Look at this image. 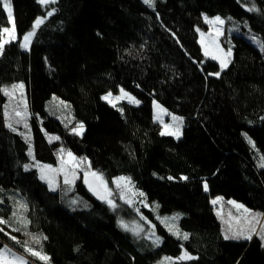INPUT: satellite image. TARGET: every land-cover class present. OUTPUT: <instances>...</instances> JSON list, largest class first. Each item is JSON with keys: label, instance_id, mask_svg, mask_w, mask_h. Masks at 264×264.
Returning a JSON list of instances; mask_svg holds the SVG:
<instances>
[{"label": "trees", "instance_id": "obj_1", "mask_svg": "<svg viewBox=\"0 0 264 264\" xmlns=\"http://www.w3.org/2000/svg\"><path fill=\"white\" fill-rule=\"evenodd\" d=\"M10 5L17 39L0 55V218L9 221L0 223V248L24 254L28 264H264V0ZM253 6L257 10L248 11ZM205 16L233 19V57L222 71L199 42L197 29L208 27ZM37 17L43 23L23 49L22 37ZM7 20L0 0V28L10 25ZM216 72L219 77L209 75ZM20 84L31 126L27 142L7 126L5 111V91ZM121 88L140 103L113 107L102 99ZM55 98L69 103L73 126L83 123V135L49 113ZM154 101L183 118L180 138L161 135ZM21 121L11 113L12 127L22 130ZM30 146L43 163H55L60 149L86 157L89 170L103 174L110 187L116 178L130 177L152 206L140 213L155 237L124 230L119 221L136 218L132 208L119 199L115 209L98 202L82 178L77 189L88 206L69 210L35 168L24 169ZM217 197L225 201L220 213L212 203ZM228 200L255 213L259 229L251 239L224 238L226 218L235 210ZM14 211L29 222L13 218ZM177 214L180 236L163 221ZM29 248L49 259L32 256ZM184 251L195 259H178Z\"/></svg>", "mask_w": 264, "mask_h": 264}, {"label": "rangeland", "instance_id": "obj_2", "mask_svg": "<svg viewBox=\"0 0 264 264\" xmlns=\"http://www.w3.org/2000/svg\"><path fill=\"white\" fill-rule=\"evenodd\" d=\"M3 2H4V0H3ZM10 7H11V5H10ZM11 10L13 13L12 7H11ZM6 11H7V9H6ZM215 17H217V16H214V17L205 16V22L207 23L208 27H207V29H199V31H198L199 32V42L201 44L203 53H204V47L208 46L209 51L213 55H216L218 57L217 59H215V61H217L220 64V60L224 59L229 65V63L233 57V48H232L233 47V38H232V34H231L232 29L230 28V26L232 24H234V23H232L233 19L230 18L231 19L230 20V19L222 18L219 16L224 21V23L223 24H217L215 22ZM13 23H14V15L12 16V23H10V25L8 27L11 28L13 26ZM227 30H228V34H227ZM218 31L222 34L217 35ZM15 33H16V30H15ZM201 33H203L204 35L202 36ZM4 38L8 39L7 34H4ZM32 39H33V37L31 38V41H32ZM213 40H215L216 43H218L220 45V48L222 49V51H216L215 50V47L212 44ZM255 42L257 43V41H255ZM228 49H231V56L230 57H228L226 55ZM206 57L212 59L211 55L206 56ZM125 92L130 93L126 90H125ZM111 93H112V97L109 98L110 100H112V103H110L111 105L115 104V106H117L120 102L130 103L127 98L120 99V100L115 99L116 96L121 95L120 91L118 93H113V92H111ZM5 94L8 97V103L6 105V110H5L7 113L6 116H7L8 124H11L10 123L11 113L15 112V111L20 112L21 116H19V117H20V119H22L21 123H24V125L22 124L20 126L22 130H17L14 127H11V128L15 129L16 131H21L20 134L23 136V138L27 142L29 140V137L31 134V126H30V123L27 121L29 113H28V106H27L28 103L26 104V94H25L24 87L22 89L16 88L15 90H13L12 88L7 89L5 91ZM130 94L132 96H134L132 93H130ZM105 95H107V93ZM106 101L109 103L108 100H106ZM155 102L160 107H155L154 103H153V114H154V117L159 115L160 120H156L155 118L154 119L162 125V131H166L164 128L165 124L169 125V129H167V131H176L177 122L173 121L172 117L173 116L180 117V116L177 114H174V113H170L158 101H155ZM131 104H135V103H131ZM47 108H48L49 113L52 116L59 119L64 126L70 125L71 130L73 127H75V126H73V124L75 123V119H74L73 113L70 111L69 103H67L66 101H64L60 98H55V99H53L52 103L51 102L49 103ZM163 110H166V112ZM160 121H163V123H161ZM25 124H27V127H25ZM84 131H85V126H84ZM179 131H180V134H179V138H180L182 136V124L179 126ZM173 137L177 138L176 136H173ZM30 148H31V155L29 154V160H30L28 163V165L30 166L29 168H35L38 171L39 176H40L42 167H44L46 165L51 166V168L44 167V175L46 176L47 179H54L55 180L56 185H57V190L53 191V192H57L59 194L63 205L65 207H67L69 210L86 209L87 207L85 205H87L88 202H86L85 196L82 193H80V191L77 189V184L81 178L83 179L85 171H89L86 164L85 163L82 164L81 167L77 170L78 178L75 180L74 185L67 186L63 183V180H64L63 173L57 172L54 170L59 169L61 167V164H60L61 159H63L65 161V169L66 170L71 167V165L67 164V161L69 159L67 156V153L69 151L59 152V154L56 157L55 163H43V162H38L35 160L33 146H30ZM75 157H77V156H75ZM43 181L47 184V186L49 188L47 180H43ZM120 183L123 185L126 182L121 181ZM107 186L112 191L111 199H113L115 201L116 205H118L116 200L119 199V200H121V202L123 204H126L130 208H132L131 210H133L134 213L136 214V218H134V219H131V220L122 219L128 225L129 229H134L137 227V225H142L143 231H140L139 235H146V236L154 238L155 235H152V232L154 231V233H155V230L153 229L152 224H150L147 221V219L144 217V215H142L140 213L141 207L152 208V206L147 202L145 196L139 195V193H141V192L134 186L132 181H131V184L128 185V187H125L123 189L118 188L115 183L113 184L112 187H110L109 184L107 183ZM122 190H123L124 196H125V199H123V200L120 198ZM219 198H221V197H219ZM73 200L77 201V203L72 204L71 201H73ZM125 200H131L132 203L131 204L126 203ZM213 200L217 201L215 203V205L218 208L217 211H219V213H220L224 207V202H225L224 199L221 198V199L217 200V198H214V199H212V201ZM230 201H234L235 204L229 203ZM227 202L232 206V208L235 209V210L231 211V216L226 218L227 221L225 223L229 225V227H228L229 234L228 235H231L232 232L243 230L246 234H250L252 236L253 233L259 229V225L257 226V230L255 229L256 228V226H255V213L254 212L251 213V210L248 207H246L242 203H239L235 200H228ZM236 204L243 205L244 208L249 210V213H245L243 209H238L235 206ZM237 220L238 221L240 220V222H238ZM163 221L169 227H172L173 230L175 229L174 220L172 218H165V219H163ZM251 229H255V230L250 231ZM129 232L132 233V231H130V230H129ZM8 248L10 249V254L7 256V259L12 260L14 258L12 254H14L16 257L22 256L24 258V260H26L28 262V259L24 254H21V253L15 251L14 249H12L9 246H8ZM34 251H36V250H34ZM185 252L186 251H184V253ZM37 258H39V257H37ZM17 264H18V262H17ZM161 264H169V261L165 260Z\"/></svg>", "mask_w": 264, "mask_h": 264}, {"label": "snow or ice", "instance_id": "obj_3", "mask_svg": "<svg viewBox=\"0 0 264 264\" xmlns=\"http://www.w3.org/2000/svg\"><path fill=\"white\" fill-rule=\"evenodd\" d=\"M38 2L40 4H55L57 2V0H38ZM143 2L147 5H149L150 7L154 6V0H143ZM4 7L7 9V17L8 23H12V10L10 7V0H4ZM257 9L255 8V6H253L252 8H249L248 11H256ZM56 11L55 8H53L51 11H49L47 13L48 16L53 15V13ZM43 17H37V19L35 20L34 24H33V29L32 31L27 32L26 34L23 35L22 37V42L20 43V47L23 49H28L29 45L31 43V38L35 35V29L37 27H39L40 24L43 23ZM207 19V18H206ZM215 22L217 24H223L224 21L219 17H215ZM197 31H199V29H197ZM4 34H7L8 39L4 38ZM222 33H220L219 31L217 32V35H221ZM201 35L203 36L204 34L201 33ZM17 36L15 33V25L13 23V26L11 28L9 27H2L0 28V55L3 54L4 51V47L6 44H9L11 42L16 41ZM255 40V37L253 38ZM212 44L215 47L216 51H222V49L220 48V45L218 43H216L215 40L212 41ZM260 49L262 52H264V43L260 44ZM204 54L205 56H209L211 55V58L213 60L217 59L218 57L216 55H213L210 51L208 46L204 47ZM228 57L231 56V49H228L227 54ZM228 67V63L224 60L221 59L220 60V68L221 71L225 68ZM209 75H215L217 77L220 76V72H216V73H210ZM16 88H23V84L20 85H12V89L15 90ZM120 93L121 95L116 96L115 99L116 100H120V99H124L127 98L128 101L130 103H135V104H139L140 101H138L134 96H132L130 93L125 92V90L123 88L120 89ZM112 97V93L109 92L107 93V95H105L104 97H102V99L108 100L109 103H112V100H110L109 98ZM155 107H160L155 101L153 102ZM113 107H115V104H113ZM122 111V110H121ZM166 112V110H163ZM7 114V113H6ZM17 116H21L20 112H16ZM156 120H160V116L157 115L154 117ZM172 120L177 122L176 124V131H167V129H169V125L165 124L164 128L166 131H162L161 135H171V136H176L177 138H179V126L183 123V118L182 117H176L173 116ZM161 123H163V121H160ZM17 123H20V121L18 120ZM8 127H12L11 124L7 125ZM25 127H27V124H25ZM13 131H15V129H13ZM72 133L75 135H83L84 132V124L83 123H78L75 127L72 128ZM245 137L247 138V134H245ZM51 139L53 140H58L59 137H52ZM249 143L251 144L252 141L249 139ZM61 152H63V149H60ZM29 154L31 155V148H29ZM68 156V161L67 164L71 165L70 168H68L67 170L65 169V161L63 159H61L60 164L61 167L59 169H55L54 171L57 172H62L63 176H64V180L63 183L67 186H72L75 183V180L78 178L77 176V170L81 167L82 164H84L87 161L86 157H81V158H77L73 155L72 152H68L67 153ZM262 159H264V157H262ZM87 168L90 169V162H87ZM25 170L29 169V165L25 164L24 166ZM46 168H51V166L46 165L44 166ZM44 167L41 168V175H40V179L41 180H47V183L49 185V189L51 191H56L57 190V185L54 179H47L46 176L44 175ZM262 167H264V165H262ZM89 176L92 178V180H89ZM169 179H172V177H169ZM182 179H187V177H182ZM121 181H125V184H121ZM83 182L85 185H87L89 187V190L93 192L94 195H97L98 199L104 200L111 208L115 209L116 208V204L115 201L113 199H111L112 196V191L110 188H108L107 186V182L104 181L103 179V174L101 173H97L96 171H85L84 173V177H83ZM113 183H115L117 185L118 188H125L128 187V185L131 184V178L128 177H119L116 178V180L113 181ZM208 185L207 183L204 184V189L207 191ZM140 196H144V193H139ZM120 198L123 200L125 199L124 196V192L123 190L121 191V195ZM221 198L217 197V200H219ZM126 203L131 204L132 201L131 200H125ZM217 201L213 200L212 203L215 204ZM72 204H76L77 201L73 200L71 201ZM229 203L235 204L234 201H230ZM87 207V205H85ZM238 209H243L245 213H249V210L244 208L243 205H239L236 204L235 205ZM20 207L22 208H26L27 206L25 204H21ZM12 217L16 218L20 223L22 224H27L29 221H27L25 218L18 216L17 212H12ZM178 218V214L174 217H172L173 220ZM0 223L2 224H7L9 223L8 220H4L3 218H0ZM120 225L126 230V231H132L133 235H139L140 231H143V226L142 225H137L136 228L134 229H129L128 225L123 221H119ZM154 228V226H152ZM19 230V229H17ZM255 229H251L250 231H254ZM169 231H172L174 235L180 236V232L178 229L173 230L172 227H169ZM0 232H3V229H0ZM152 235H155L154 231L152 232ZM182 238L184 240H187L189 238V234L188 233H183ZM226 240L227 239H251V235L250 234H246L243 230H239V231H235L232 232L231 235L226 234L224 237ZM12 240H16V237L12 236L11 237ZM44 239H46V237H44ZM262 239H264V236H262ZM37 243H39V241L37 240ZM155 244H159L160 243V239L159 237H157V239L154 241ZM28 252H30V254L32 256L35 257H39L40 260L42 261H47L49 258L46 255H42L40 252L38 251H34L33 249H26ZM10 254V249L8 248L7 245H4V247L0 248V264H28V262L26 260H24V258L21 257H16L14 254L13 255V259L9 260L7 259V256ZM179 259H187V260H192L195 259V257L191 256L190 254H188L187 252L183 253L181 257H179Z\"/></svg>", "mask_w": 264, "mask_h": 264}, {"label": "water", "instance_id": "obj_4", "mask_svg": "<svg viewBox=\"0 0 264 264\" xmlns=\"http://www.w3.org/2000/svg\"><path fill=\"white\" fill-rule=\"evenodd\" d=\"M89 180H90V181L92 180V178H91L90 176H89ZM83 184H84V182H83ZM84 186H85V188L90 192L91 196H92L93 198H95L98 202H101V203H104V202H105L104 200L98 199V198H97V195H94L93 192L89 190V187H88L87 185L84 184Z\"/></svg>", "mask_w": 264, "mask_h": 264}]
</instances>
